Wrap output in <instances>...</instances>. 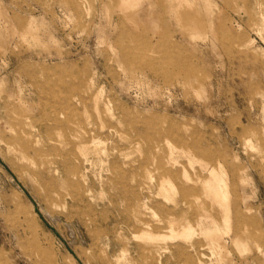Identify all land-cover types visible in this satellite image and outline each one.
I'll return each instance as SVG.
<instances>
[{
  "label": "rangeland",
  "instance_id": "374dc122",
  "mask_svg": "<svg viewBox=\"0 0 264 264\" xmlns=\"http://www.w3.org/2000/svg\"><path fill=\"white\" fill-rule=\"evenodd\" d=\"M0 264H264V0H0Z\"/></svg>",
  "mask_w": 264,
  "mask_h": 264
},
{
  "label": "bare ground",
  "instance_id": "6f19581e",
  "mask_svg": "<svg viewBox=\"0 0 264 264\" xmlns=\"http://www.w3.org/2000/svg\"><path fill=\"white\" fill-rule=\"evenodd\" d=\"M252 145V144H251Z\"/></svg>",
  "mask_w": 264,
  "mask_h": 264
}]
</instances>
